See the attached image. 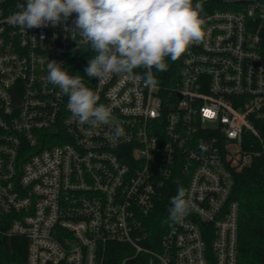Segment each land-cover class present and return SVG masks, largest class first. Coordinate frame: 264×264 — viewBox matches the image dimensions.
Listing matches in <instances>:
<instances>
[{
    "label": "built area",
    "instance_id": "built-area-1",
    "mask_svg": "<svg viewBox=\"0 0 264 264\" xmlns=\"http://www.w3.org/2000/svg\"><path fill=\"white\" fill-rule=\"evenodd\" d=\"M21 2L0 0V236L26 241V264H238L235 176L264 162V0H200L203 41L151 89L87 77L95 53L69 30L75 14L9 25ZM48 60L84 77L111 125L78 123ZM175 183L192 207L156 241L150 220Z\"/></svg>",
    "mask_w": 264,
    "mask_h": 264
},
{
    "label": "clouds",
    "instance_id": "clouds-1",
    "mask_svg": "<svg viewBox=\"0 0 264 264\" xmlns=\"http://www.w3.org/2000/svg\"><path fill=\"white\" fill-rule=\"evenodd\" d=\"M16 8L7 23L25 31L65 26L75 14L68 29L95 53L84 71L98 84L123 74L154 88L158 81L153 69L167 71V58L177 61L204 38L200 0H23ZM138 68L145 70L142 76L135 73ZM46 69V80L68 97L67 108L80 125H111V108L98 103L100 96L83 76L71 75L56 60H48ZM112 135L118 141L125 130L116 125ZM171 205L168 220L180 223L192 207L183 186Z\"/></svg>",
    "mask_w": 264,
    "mask_h": 264
},
{
    "label": "trees",
    "instance_id": "trees-1",
    "mask_svg": "<svg viewBox=\"0 0 264 264\" xmlns=\"http://www.w3.org/2000/svg\"><path fill=\"white\" fill-rule=\"evenodd\" d=\"M168 70L153 69L162 86H169L174 76V62L167 58ZM178 184L171 185L156 207L150 220L153 238L157 241L173 224L168 220L171 198L177 194ZM233 199L239 204L238 264H264V162L255 161L252 166L235 176ZM26 241L23 238L7 239L0 236V264H26ZM131 254V253H130ZM129 255V254H128ZM115 258L114 264H119ZM127 264H147L145 256H139ZM214 264L211 257L209 263Z\"/></svg>",
    "mask_w": 264,
    "mask_h": 264
}]
</instances>
